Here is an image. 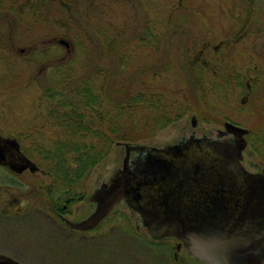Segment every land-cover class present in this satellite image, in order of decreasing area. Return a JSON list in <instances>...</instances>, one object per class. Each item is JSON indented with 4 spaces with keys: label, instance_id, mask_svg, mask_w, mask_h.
<instances>
[{
    "label": "rangeland",
    "instance_id": "obj_1",
    "mask_svg": "<svg viewBox=\"0 0 264 264\" xmlns=\"http://www.w3.org/2000/svg\"><path fill=\"white\" fill-rule=\"evenodd\" d=\"M198 58L207 62H192ZM201 66V77L185 72ZM110 78H131L136 91L163 94L166 104L175 100L191 109L136 143H172L191 129L192 116L202 133L229 119L255 131L246 136L243 165L264 168L254 149L264 139V0H0V134L16 139L46 174L38 170L4 183L9 173L0 166V254L21 264H197L183 252L176 261L171 240L147 244L152 240L135 230L128 208L119 206L92 237L60 231L31 208L48 187L54 198L67 188L87 193L120 166L124 149L114 143L81 189L59 181L55 161L32 145L46 148L59 132L43 110L46 90L56 91L65 79L63 89L79 88L89 79L96 94ZM193 78H199L195 86ZM259 151L264 156L263 147ZM13 198L18 205L9 202ZM17 206L29 217L9 214ZM75 207L78 214L86 209L83 201Z\"/></svg>",
    "mask_w": 264,
    "mask_h": 264
},
{
    "label": "water",
    "instance_id": "obj_2",
    "mask_svg": "<svg viewBox=\"0 0 264 264\" xmlns=\"http://www.w3.org/2000/svg\"><path fill=\"white\" fill-rule=\"evenodd\" d=\"M66 48L69 44L60 38L57 41ZM191 124L195 126L196 118L191 117ZM224 133H231L238 137L235 149L240 152L246 140L244 135L247 134L246 128L234 125L229 122L224 123ZM125 150V156L120 169V176L112 179L109 189L102 187L92 195V199L97 202V207L88 218L78 222H70L72 227L85 230L94 227L108 213L113 211L114 207L121 201H125L137 213L145 215L143 218L145 225L153 230L151 236L159 237L165 233H171L172 230H180V236L186 237L190 245L194 247V253L202 259L207 258L216 264H245L248 261V255L251 250L250 242L255 238L250 236V230L244 229L240 231L243 236H235L233 224L229 226L228 219L238 218L236 212L231 211L234 202L230 201L226 205L203 206L205 210L202 212L201 206L192 203L184 205L181 201L177 202V195L173 204H167L165 201L176 194L182 187L188 186L191 189L190 195L194 194L201 186V179L206 174L201 168L205 167L204 159L209 161V155L216 156L215 166L217 167L216 176L219 183L218 191L228 197L225 188L231 189V199H235L237 208L249 210L254 201L262 198L264 188L259 187L256 183L264 184L263 180H258L259 175L248 174L241 168L235 169L234 165L228 161L230 157L231 146L226 141L207 143V139H192L187 141L181 147L178 145H170L162 148H156L139 143H120ZM234 149V150H235ZM11 150L18 154V158L23 159V164L10 162L6 157V151ZM130 151L142 153L147 151L149 154H155L154 160L147 159L143 164L130 170L127 167L128 155ZM236 153L238 154V152ZM171 156L173 159H168ZM166 157L167 159H165ZM152 161V162H151ZM0 164L9 165V167L17 172H21L25 168H29L31 172L37 171L38 166L28 159L19 149V144L14 139H4L0 137ZM186 176V177H185ZM243 178V187L234 188L238 184V177ZM264 178V177H262ZM207 180H203L206 183ZM169 183V184H168ZM159 184H163L158 187ZM221 184V185H220ZM147 188L154 196L149 198V203L144 201L143 190ZM172 188L171 190H169ZM168 190V194H160ZM259 190H262L260 196ZM256 191H258L256 195ZM187 199V195L182 196ZM194 204V206H193ZM196 206V207H195ZM264 212V204L258 205ZM195 209V210H194ZM167 210V213H166ZM173 214V216H181V218H153L159 215ZM196 214H198L197 217ZM216 214L222 216L218 221H213L210 215ZM250 216L249 211L243 218ZM185 216L186 218H182ZM201 218V219H200ZM218 218V217H215ZM241 218V221H243ZM236 231V230H235ZM264 253V251H263ZM262 255V254H261ZM0 255V264H19L14 260L9 262ZM259 258V256H258ZM8 260V259H7ZM259 260H254L255 264Z\"/></svg>",
    "mask_w": 264,
    "mask_h": 264
},
{
    "label": "trees",
    "instance_id": "obj_3",
    "mask_svg": "<svg viewBox=\"0 0 264 264\" xmlns=\"http://www.w3.org/2000/svg\"><path fill=\"white\" fill-rule=\"evenodd\" d=\"M131 80L127 79L126 81H130L127 84L124 80L119 83L110 78L106 88H101L100 93L96 90L98 93L95 94L89 79L83 81L79 88L69 90L63 89L67 83L65 79L59 83L61 87L56 91L48 89L44 92L43 110L46 118L57 122L55 125L59 132L54 139L58 140H51L46 148L42 142L32 145H36L34 150L38 155L45 158L42 154L47 153L48 158L55 161L54 172L59 181L81 187L112 144L124 141L136 143L149 139L191 110L175 100L166 104L163 94L145 93L137 88L136 91ZM189 81L195 86L199 83V78ZM253 132L255 131L248 130V138L252 137ZM260 146L264 149V139ZM260 146L254 149L263 159ZM68 167L73 169L69 171L72 173L71 178L66 180L69 173L63 177V171ZM69 190L72 192L75 189ZM146 243L151 245L154 242L148 240Z\"/></svg>",
    "mask_w": 264,
    "mask_h": 264
},
{
    "label": "flooded vegetation",
    "instance_id": "obj_4",
    "mask_svg": "<svg viewBox=\"0 0 264 264\" xmlns=\"http://www.w3.org/2000/svg\"><path fill=\"white\" fill-rule=\"evenodd\" d=\"M217 48V47H216ZM215 48V49H216ZM192 62H207L205 60H200V58L193 60ZM222 62V61H221ZM203 70V67H200ZM195 69V68H194ZM195 69V71H191V70H187L185 72H187V74L189 75V77H193V76H197V77H201L203 76V74L205 73L204 70L201 71ZM162 72H169L167 70H163ZM159 73H161V71H159ZM155 74V72H154ZM249 83L246 84L248 90H249ZM248 93L244 96L243 99H241L240 103L244 104V99L246 100L248 98ZM196 118V117H195ZM225 122H229L232 123L234 125H237L235 123H233L231 120H223V128H216L214 130H211V132H206V133H202L199 132L197 130V119H196V124L195 126H192L191 124V129L188 132H184L181 135H179V137L172 143L169 144H165V145H153L150 143H144L143 145H147V146H152V147H156V148H162V147H166V146H170V145H178V146H182L184 145L187 141L189 140H194V139H207V143H211L214 141L217 142H221V141H226V143L228 145L231 146V151H230V157H228L227 162L230 161L235 169H242L244 172L248 173V174H255V175H259V177H257L258 180H263L264 182V168H261L259 171H251L249 169H247L243 163H242V158H243V151L245 150V148L247 147V135H244V138L246 140V144L244 146V148L238 152L237 149H235L238 137H236L234 134L231 133H224V123ZM239 126V125H238ZM248 134V133H247ZM0 137L4 138V139H14V138H10V137H5L2 136L0 134ZM16 140V139H15ZM17 141V140H16ZM18 142V141H17ZM123 147V146H122ZM20 151L22 152V154H24L28 159H30L32 162H34L32 160V158L30 157V155H28L27 153L23 152L19 146ZM124 149V147H123ZM235 149V150H234ZM236 151L238 152V154L236 153ZM215 155V154H214ZM214 155H209L208 160L206 161V159H204V165L205 167H202L201 170L205 171L206 174L202 177L201 179V186L197 189V191L194 194H191V197H188V195H190L191 193V189H188V186H184L180 189V191L178 193H174L173 192V196L169 197L165 203L167 204H173L175 202V196L177 195V200H176V204L177 202L181 201L182 204L184 205H189L192 203H196V205L201 206L202 208V212L205 210V208L203 206H220V205H226L229 204L230 201L234 202V207L230 208L231 211H234L237 213V215H239L238 218H230L228 219V224L229 226H231L233 224V229H234V235L235 236H243L240 231L244 230V229H249L250 230V236L254 237L255 240L250 242V246H251V250L250 253L248 255V261L245 264H253L254 260H259L257 261L255 264H262L264 262V212L263 210L258 207V205H260L261 203L264 204V193H263V197L259 198L257 200L254 201V205H251L249 210H245L244 208L240 207L237 208L235 207L236 202L235 199H231V197H229V195L231 196V189L230 188H225V190L227 191L228 197L223 199L222 197H224L220 191H218L219 188V183L216 181L217 180V176H216V171H217V167L215 166V159L216 156ZM125 156V150L123 151V157L121 159V164L120 166H117L115 168V170L113 171V174L110 175L107 179L105 178H98L97 179V185L96 187L89 192H84L81 193L82 191L80 190H74L72 192H74L72 194V192L70 190L64 189L61 190V194H57L55 198L53 197V192L49 189V187L46 189V193L45 196L43 197L42 203L40 205L33 203L31 205V208L34 209L35 211H38L40 213V218H48L51 220V222L60 230L63 232H67L68 234H76V235H83V236H89L92 237L95 234V229L103 222L105 221L107 218H111L113 216V213L116 212V209L119 206L128 208L131 210V212L134 215V218L136 223H135V230L137 232H142L144 233L148 239L154 241H159V240H163V239H168L173 241V248H174V252H173V258L177 261V254L180 252H183V254L185 255L184 257L189 258L192 261H195L197 264H216L217 262H214L210 259L204 258L202 259L201 257H199L198 255H196L194 253V247L193 245H190L188 239H186V237H181L180 230L174 229L171 231V233H165L159 237H153L151 236V232H153V230L149 229L146 225L145 222L143 220V218H146L145 215L137 213L130 205H128L125 201H121L120 203H118L113 211H111L110 213L106 214L97 225H95L92 228L89 229H85V230H80V229H76L74 227L71 226L70 223H68L67 221L70 222H78L81 221L85 218H88V216L93 213L97 207V202L94 201L92 199V195L95 194L96 191H98L99 189H101L102 187H105V189H109V185L112 182V179H115L116 177L120 176V169L123 163V158ZM154 156L155 154H149L147 151H144L142 153H138L135 151H130L129 155H128V161H127V167L130 170H134L136 169L140 163H144L147 159L149 160H154ZM6 157H8V159L10 160V162L13 163H18V164H23L24 160L18 158V154L11 151V150H7L6 151ZM165 159H173L171 156H168L167 158L164 157ZM152 162V161H151ZM1 167H3L4 169H6L9 173V177H7L4 181V183L8 180L13 178L14 176L18 177V176H22V175H32L33 172L30 171V169L27 167L25 169H23L21 172H17L13 169H11L9 167V165H5V164H0ZM38 166V165H37ZM38 170L40 171V173L44 176H46L45 172H43L39 166H38ZM35 171V172H38ZM186 177V176H185ZM203 180H207L206 183H203ZM243 178L242 177H238V184L234 185V188L237 187H243V184L245 185L246 183H243ZM169 184V183H168ZM163 184H159L158 187H161ZM221 185V184H220ZM256 185H258L261 188H264V184L261 183H256ZM79 187V185H78ZM172 188H170L169 190H171ZM258 191H256V195H257ZM260 196L262 195V190H259ZM162 194H168V190H165L164 192L160 193ZM187 195V199H182V196ZM143 196H144V201L146 202V204L149 203V198L153 197L154 194L149 191L147 188H145L143 190ZM85 202L86 205V209H84V213L83 214H78L76 212V204L79 202ZM9 202L11 203H17L19 200L16 198H13L12 200H10ZM194 206V204H193ZM196 207V206H195ZM24 209L17 206L15 208V210L13 211H8L9 214H12L13 216H21L20 218H26L29 217V215L23 211ZM195 210V209H194ZM249 211L250 216L248 215V217L243 218V214L246 215V213ZM167 213V210H166ZM198 214H196L195 217H197ZM122 218H126L123 216H120ZM211 219L213 221H218L219 219H226L227 218H222V216L220 215H216V214H211L210 215ZM218 217V218H215ZM153 218H181V216H173V214H166V215H159V216H155ZM182 218H186L185 216H183ZM241 218H243V221H241ZM188 219V218H186ZM201 219V218H200ZM236 230V231H235ZM155 244V242H154ZM262 254V255H261ZM1 256H4L3 254H0ZM259 256V258H258ZM6 259V261H10L13 260L12 258H9L7 256H4ZM8 259V260H7ZM15 261V260H14ZM17 263L21 264L20 262L16 261ZM11 264V262H9Z\"/></svg>",
    "mask_w": 264,
    "mask_h": 264
}]
</instances>
